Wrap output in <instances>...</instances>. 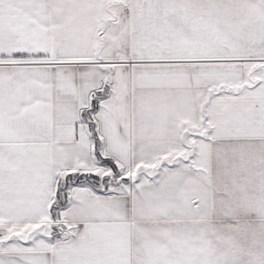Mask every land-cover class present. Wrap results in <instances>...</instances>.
Here are the masks:
<instances>
[{
    "label": "snow or ice",
    "instance_id": "snow-or-ice-1",
    "mask_svg": "<svg viewBox=\"0 0 264 264\" xmlns=\"http://www.w3.org/2000/svg\"><path fill=\"white\" fill-rule=\"evenodd\" d=\"M0 264H264V0H0Z\"/></svg>",
    "mask_w": 264,
    "mask_h": 264
}]
</instances>
